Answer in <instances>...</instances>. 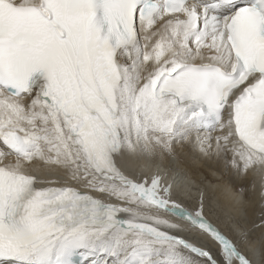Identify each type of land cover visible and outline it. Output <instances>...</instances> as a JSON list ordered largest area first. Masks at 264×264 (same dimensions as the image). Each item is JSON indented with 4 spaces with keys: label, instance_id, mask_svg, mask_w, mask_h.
Listing matches in <instances>:
<instances>
[{
    "label": "bare ground",
    "instance_id": "bare-ground-1",
    "mask_svg": "<svg viewBox=\"0 0 264 264\" xmlns=\"http://www.w3.org/2000/svg\"><path fill=\"white\" fill-rule=\"evenodd\" d=\"M250 1L234 0V9ZM191 19L192 12L186 11L139 26L135 45L120 53L130 75L124 72L126 83H118L121 148L114 153L112 164L129 175L135 186L124 176L118 186L111 180L98 182L82 170L84 160L79 158L76 143L64 129L54 126L33 95L8 100L0 94L4 128L7 132L16 125L32 134L31 154L21 159L19 167L29 168L35 160L42 184L72 183L84 189L87 182L95 181L100 187L91 189L92 195L118 201L127 227L137 229L120 233L121 245L133 238L124 250H130L140 264H264V163L232 142L227 120L201 119L195 109L174 105L167 96L153 97V89L149 93L160 70L174 74L189 61H220L229 66L228 55L217 48L216 40L195 36L199 26L191 24ZM171 110L175 114L167 121ZM5 146L0 144L1 160L7 156ZM132 185L138 190L130 192ZM180 190L189 197L185 208L176 204ZM199 213L210 223L198 218ZM152 235L164 237L159 243L163 246ZM91 237L96 238L93 233ZM56 239L58 247L65 237ZM184 241L199 258L184 250ZM113 244L110 236L87 239L82 249L89 262L117 264L120 253L115 259L108 250L120 245ZM42 251L52 261L58 255L56 248Z\"/></svg>",
    "mask_w": 264,
    "mask_h": 264
},
{
    "label": "rangeland",
    "instance_id": "rangeland-1",
    "mask_svg": "<svg viewBox=\"0 0 264 264\" xmlns=\"http://www.w3.org/2000/svg\"><path fill=\"white\" fill-rule=\"evenodd\" d=\"M169 143H171V142H169ZM185 198H186V196H185ZM188 201H186V203H187ZM186 206H187V204H186ZM191 209L193 210V211H196L197 209L195 208V207H191Z\"/></svg>",
    "mask_w": 264,
    "mask_h": 264
}]
</instances>
